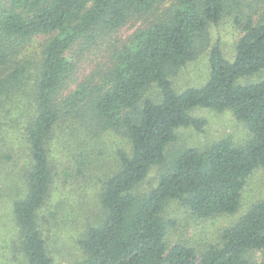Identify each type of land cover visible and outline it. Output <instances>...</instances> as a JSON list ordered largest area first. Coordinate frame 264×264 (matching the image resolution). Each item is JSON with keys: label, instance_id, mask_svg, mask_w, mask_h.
<instances>
[{"label": "trees", "instance_id": "1", "mask_svg": "<svg viewBox=\"0 0 264 264\" xmlns=\"http://www.w3.org/2000/svg\"><path fill=\"white\" fill-rule=\"evenodd\" d=\"M162 1L0 0V264H53L39 216L55 190V162L69 160H56L52 142L65 149L76 134H114L129 146L99 177L104 218L71 264H253L256 252L264 264V200L203 248L170 247L165 217L171 202L201 220L235 215L264 170V80L250 81L264 72V0H174L127 42L113 40ZM229 17L242 34L233 60L211 33ZM99 45L115 51L111 63L80 80L78 62ZM207 52L206 83L176 91L173 78ZM197 109L231 112L249 139L169 152L180 129L207 125ZM157 167L156 184L143 190Z\"/></svg>", "mask_w": 264, "mask_h": 264}, {"label": "rangeland", "instance_id": "2", "mask_svg": "<svg viewBox=\"0 0 264 264\" xmlns=\"http://www.w3.org/2000/svg\"><path fill=\"white\" fill-rule=\"evenodd\" d=\"M174 0H164L149 15L136 17L121 29L113 38L119 43L127 42L131 36L158 21L165 11L173 5ZM213 45L220 43L229 60L235 56V48L241 32L235 27L233 18L224 19L218 26L211 29ZM107 45L98 46L85 52L78 62L80 80L84 74L111 63L113 49ZM77 48H83L82 44ZM210 52L204 54L195 62L189 63L173 78L176 91L182 92L188 88L202 87L209 76ZM104 64V65H103ZM78 73V72H77ZM264 80V72L255 75L250 81ZM157 98V97H156ZM197 118L207 121L202 132L194 128H183L178 131L179 141L171 145L169 152L182 148H204L222 138L232 137L235 144H243L249 139V131L238 122L231 112L217 113L207 109H197L193 112ZM72 145L63 146L52 142L53 156L69 160L64 168L55 162L54 192L49 202L39 216L40 225L44 231L53 264H71L83 257L79 240L90 227L99 226L104 218L100 204L102 179L111 167L117 164V150L129 145L114 134H106L103 138H91L84 134H76ZM55 146V147H54ZM161 168H154L143 186L147 190L154 186L161 173ZM100 177V179H99ZM264 200V170L256 172L242 192V202L235 215H223L207 220L195 217L187 208L177 202H171L165 217L168 223L167 242L169 246L181 242L197 248L209 243H218L220 233L232 226L254 204ZM260 252L250 253L253 264L261 261Z\"/></svg>", "mask_w": 264, "mask_h": 264}]
</instances>
